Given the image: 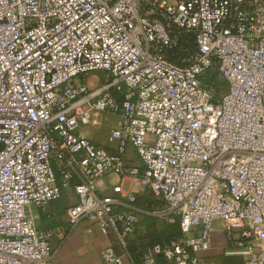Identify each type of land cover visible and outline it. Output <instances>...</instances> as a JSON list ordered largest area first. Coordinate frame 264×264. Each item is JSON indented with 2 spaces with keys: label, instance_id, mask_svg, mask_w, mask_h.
Wrapping results in <instances>:
<instances>
[{
  "label": "built area",
  "instance_id": "2783aa9c",
  "mask_svg": "<svg viewBox=\"0 0 264 264\" xmlns=\"http://www.w3.org/2000/svg\"><path fill=\"white\" fill-rule=\"evenodd\" d=\"M102 114L112 151L79 134ZM109 175L180 225L139 264H207L217 221L225 256L264 264V0H0V264H49L85 220L134 260L143 211ZM70 190L68 227L39 230Z\"/></svg>",
  "mask_w": 264,
  "mask_h": 264
},
{
  "label": "crops",
  "instance_id": "0c3cea01",
  "mask_svg": "<svg viewBox=\"0 0 264 264\" xmlns=\"http://www.w3.org/2000/svg\"><path fill=\"white\" fill-rule=\"evenodd\" d=\"M104 115V114H103ZM103 115H96L93 121V128L98 129L101 126ZM119 118V117H118ZM119 122L116 127L119 126ZM94 143L103 146L97 138H90L82 135ZM110 146L109 142L106 147ZM123 185L128 183L125 189L139 192L137 185L139 183L131 180H123ZM121 183V180L116 176L109 175L99 181L98 190L102 195H112V189L115 185ZM78 198L75 193L70 190L66 191L57 202L51 203L44 210L31 209L29 215L35 221L37 227L41 231L52 230L60 227H68V218L66 211L69 207L77 204ZM142 216H140V221ZM140 224V223H139ZM217 228H214L211 236L212 248L210 251L201 254V257L207 264H245L241 257H227L225 251L230 245V240L224 231L222 222H216ZM145 233L143 228L138 226L136 234L131 238L130 245L133 249H139L145 244ZM54 258L49 264H117L106 262L102 253L107 248H114L116 254L122 259V264H139L133 259L126 256L122 249L117 244L115 237L110 234H105L101 228L90 222L82 221L71 232L66 241L54 239L53 241Z\"/></svg>",
  "mask_w": 264,
  "mask_h": 264
},
{
  "label": "trees",
  "instance_id": "16d2710c",
  "mask_svg": "<svg viewBox=\"0 0 264 264\" xmlns=\"http://www.w3.org/2000/svg\"><path fill=\"white\" fill-rule=\"evenodd\" d=\"M214 79L215 76H212V80ZM220 85L217 84V86ZM136 206L138 208H140L139 206L146 208L145 210L141 208L144 211V214L142 215V219L138 225L143 228L145 233V244H143L138 250L133 249L131 245H129V249L133 255L134 261H136V263H140L142 253L148 248L153 245L170 243L171 241L180 238L182 236V232L179 224H176L171 228L159 227L158 218L152 216V213L160 211L163 203L157 200L156 197L151 198L147 195H142L137 198Z\"/></svg>",
  "mask_w": 264,
  "mask_h": 264
},
{
  "label": "rangeland",
  "instance_id": "374dc122",
  "mask_svg": "<svg viewBox=\"0 0 264 264\" xmlns=\"http://www.w3.org/2000/svg\"><path fill=\"white\" fill-rule=\"evenodd\" d=\"M101 74L99 73L98 75L97 74H93L92 76H91V79H95V82L93 81V82H91L90 80H89V85L92 87V86H95V84H97V82L99 81L100 82V80L102 79L101 77ZM98 80V81H97ZM98 82V83H99ZM103 115V114H102ZM104 117L102 118V120H101V126L98 128V129H95V128H93V126H87V127H83L80 131H79V134L82 136L83 134L84 135H86V136H89L91 139L92 138H97V140H99L102 144H105V145H103V147H106L107 146V144H108V139H109V136H110V134H111V131L114 129V128H116V126H117V124H118V122H119V118H118V116L117 115H111V114H104L103 115ZM106 148H108V150H110V151H112L113 149H112V145H110V146H108V147H106ZM137 160V159H136ZM113 176H116L118 179H120L121 180V182L123 181V179L121 178V177H119V176H117V175H113ZM128 180H131V181H133V182H136V183H139L138 185H137V187L139 188V192H136L137 193V195H138V198L140 197V196H144V195H147V196H149V197H151V198H155V196H154V194L152 193V191L150 190V189H143L142 188V186L140 185V182L139 181H137V180H134V179H128ZM125 186H127L128 187V183H125L124 184ZM140 208V210L141 211H143L142 209H146V208H144L143 206H139ZM142 208V209H141ZM164 208V203H163V206H162V209ZM161 209V210H162ZM160 210V211H161ZM144 214V211L140 214V216H142ZM152 216H154V217H156V218H158V225H159V227H168V228H171L172 226H174L173 224H170L168 221H167V219H166V217H162V216H155L154 215V213H152ZM176 225V224H175ZM213 229L214 228H217V226H216V223H214L213 224V227H212ZM213 231V230H212Z\"/></svg>",
  "mask_w": 264,
  "mask_h": 264
}]
</instances>
